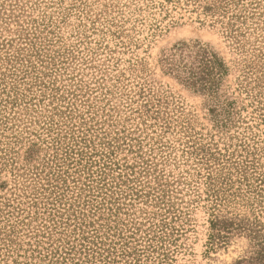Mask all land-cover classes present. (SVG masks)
<instances>
[{
	"label": "rangeland",
	"instance_id": "374dc122",
	"mask_svg": "<svg viewBox=\"0 0 264 264\" xmlns=\"http://www.w3.org/2000/svg\"><path fill=\"white\" fill-rule=\"evenodd\" d=\"M29 42L45 63L14 65ZM82 132L110 143L113 176L132 169L149 194L121 207L114 264H264V0H0V158L11 159L0 160V230L15 227L18 243L0 264H47L36 226L55 208L33 207L37 184L29 176L23 194L10 162L32 144L31 165L53 160L52 138L64 158ZM69 156L67 175L97 170ZM217 221L231 227L218 240Z\"/></svg>",
	"mask_w": 264,
	"mask_h": 264
},
{
	"label": "trees",
	"instance_id": "16d2710c",
	"mask_svg": "<svg viewBox=\"0 0 264 264\" xmlns=\"http://www.w3.org/2000/svg\"><path fill=\"white\" fill-rule=\"evenodd\" d=\"M213 8L214 6H212V11L211 9H205V11H211L210 13L213 14L215 12ZM29 43L31 47L29 51L30 54L24 56L28 51L20 53L23 49L18 50L12 60L14 65L22 61H27L30 64V57L36 58V61L39 63H45L43 58H41L42 55L39 54V48H35L34 43ZM51 63H53V60L47 65H51ZM32 65L33 64H31V67ZM47 65L45 67H47ZM209 67L210 69H215L214 64ZM33 69H35L34 66ZM1 82L4 83L3 79ZM206 83L209 84V89H211L212 82L208 81ZM60 97V99H63L62 96ZM53 115L54 114L50 116L51 119L46 124L48 126L46 131L48 132L53 131V127L56 125L53 120ZM89 129L90 128L85 131L89 133ZM94 137L97 139L96 136ZM77 138L79 140H73L72 145L67 143L65 148H62L63 151H65L63 154L65 155L64 158L57 159L58 156L56 154L58 153L59 147L61 148V143L59 144L58 139L52 138V150L54 152L53 155H55L53 156V160H48L47 163L43 161L38 166L31 165L35 157H37L34 151V147L36 146L32 144L24 153V158L22 160L23 165L15 168L13 166L14 162H10V165L16 171L17 178L21 180L18 184H20V190L23 194L26 195L28 187L24 186V182L29 176L33 179L31 182L37 184L38 187L33 184L34 186L32 188V191L34 189L37 191L32 194L30 193V196H33L31 197L33 207L37 205H42L43 207H45V205H53V207H55L49 209V212L47 209L43 213L45 214L48 212L47 216L36 226V230L38 231H36L37 233L35 236L39 235L41 238H44L46 240L45 245H47L45 254L42 255L41 258L42 262L46 261L47 264H75V257L79 254V258H77L78 262L81 261L80 257L84 255L87 263L88 260H97L99 263L114 264V259L111 260L109 257H112L115 239H118L120 233L123 231V228L120 227V225L123 224L119 223L120 219H118L121 207L126 206L124 203L126 200H143L144 198L146 199L149 194L140 195L135 185L131 186V184L136 182L134 176L136 173L132 171V169L123 168V172L117 174V176H113L112 173H110L112 171L116 172L119 169L118 163L114 162L113 151L111 150L112 146L110 143L104 141L105 138L99 140L102 141V143H98V147L94 145V141L91 138H86L84 132L80 133V136ZM63 146L64 144L62 147ZM99 147L101 149L100 151L98 149ZM103 148H105L104 151ZM74 152H76L78 156V159L74 160L76 163L74 167H80L82 161H84L86 164H89L90 168L96 167L97 170L92 173V170L88 169V172L85 174L84 170L76 169L72 175H67L68 172L62 171L61 168L64 166L69 167L72 163L69 155H74ZM8 156L9 155H4V158H0V160H5L6 163H4L7 164L8 161L11 160L7 158ZM93 158H96L97 161H91ZM68 161L70 163L66 164ZM49 162L54 164L53 167L55 169L49 167ZM4 163L1 162L0 164L4 165ZM29 165H31L30 168L27 167ZM81 168L85 169L86 167ZM46 169H49V171L45 172ZM21 171L23 172L18 174ZM93 174L96 176L94 177ZM81 175H85V182L83 183L80 180ZM109 176L110 179L107 181L106 177ZM131 176H134V178L131 179ZM67 177L72 178L71 182L75 184L74 187H78L76 188V195L73 193L72 197L69 199H66L65 196V193L68 194V189H70L67 183L69 178L67 179ZM216 186L215 181H208L207 193L208 197L214 200V202H220L222 196L220 195V189H217ZM151 192L153 199L156 201L163 200V196L159 195L161 190L151 188ZM28 197L29 196H25V198ZM45 200L46 202H43ZM4 207L10 208V205L7 203ZM16 209L18 212L22 213L19 207ZM29 217L31 218V216ZM111 218H114V221H111ZM23 223L22 221L19 222L22 227L26 226ZM19 224L15 226H19ZM132 224L133 223H131V225ZM213 227L215 239L217 240L221 233L226 234L231 228L222 221H217ZM132 229L137 230L135 229V224H133ZM148 231L149 228L146 232ZM150 231L152 234L154 233L152 230ZM16 235V230L13 226L7 231H5V229L3 231L0 230V253H3V258H7L9 254L14 252L13 250H15V247L18 246L15 238ZM144 238L147 239V235ZM128 239H131V237H128ZM88 257L89 259H87Z\"/></svg>",
	"mask_w": 264,
	"mask_h": 264
}]
</instances>
